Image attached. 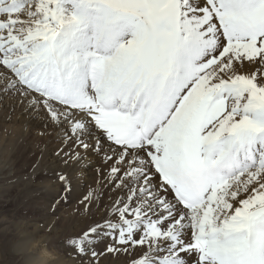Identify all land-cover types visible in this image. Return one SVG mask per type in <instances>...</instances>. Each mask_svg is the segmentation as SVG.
Wrapping results in <instances>:
<instances>
[{
	"label": "rangeland",
	"instance_id": "rangeland-1",
	"mask_svg": "<svg viewBox=\"0 0 264 264\" xmlns=\"http://www.w3.org/2000/svg\"><path fill=\"white\" fill-rule=\"evenodd\" d=\"M67 1L37 0L34 7L31 6V12L25 15L26 32L37 30L40 34H53L56 37L54 40L49 39L52 43L46 47L38 48L34 44L32 49L23 54L26 57L25 68L29 73V82L18 84L13 80L10 77L8 56L0 54V124L6 121L3 126L0 125V139L6 138L10 132L17 137L14 117L17 109L22 106L17 100L35 94L29 85L41 81L51 87L57 99L88 104L93 115L99 117L102 109L91 102L86 94L94 88L105 86L108 79L113 78L117 90L130 95L129 98L135 104V113L126 120L129 139L124 144L146 157L145 161L151 162V170L157 175L168 172V189L165 188L168 191L167 199L172 197L178 201L171 191V183L185 196L196 199H193L194 210H186L187 206L185 209L178 201V206L173 210L176 213H166L165 217L160 218L153 215L152 203L139 202L133 211L125 212L123 209L114 213L111 223L106 224L103 216H108V210L99 215L102 200L96 202V189L94 200L82 213L74 203L72 194L65 188L55 200L41 201L32 195L30 182L43 175L42 172L37 175L39 165L36 164L42 162V148L46 137L50 135V127L46 125L40 129L33 143L35 154L21 153V145L16 142L18 137L15 141L12 137L4 153H0V219L7 222L0 225V264H103L108 255H116L117 261L122 258L123 261L117 264H152V260L148 259L153 253L163 257L171 254V248L168 247V250L165 247L168 240L170 242L169 235L173 227L187 220L189 214L195 215V208L205 203L211 194L219 193L237 177L244 178V173L240 177L230 178V181L221 176L224 181L219 174L214 177L215 171L233 163L235 159L232 157L235 154L252 150L251 153H254L264 144V0H205L210 10L211 3L216 8V11H212L214 19L208 21L199 19L197 14L191 12L189 5L192 3L189 0H162L158 6V18L164 20L163 31L167 33L168 46L166 52L160 55L162 57H158V51L153 53L139 50L140 45L144 44L140 42V36L144 33L145 21L140 14L122 9V6L132 1L74 0L76 7H82L81 13L79 11L74 17H68L65 13ZM14 13L18 15L22 12L17 8ZM217 15L225 17L227 29L218 27ZM101 30L102 36L99 35ZM91 36L97 40L93 41L92 46L102 41L104 52L109 58L104 54L98 62H84L80 49L86 46L82 41L87 39L91 42ZM75 41H79V44L82 42L83 46L76 45L78 42ZM127 42L130 43L125 50L135 47L136 43L137 51L119 57L116 46ZM241 65L246 66L245 70H239ZM215 76L218 78L217 83L211 85ZM197 82L203 83L206 89L202 90V87L200 90ZM56 98L41 105L49 117H54L59 111L61 104ZM6 99L15 103L13 108L2 106ZM202 104L205 108H202ZM202 114L201 124H192L193 119ZM231 116L245 119L235 120L232 128L224 127V131H221L226 132L225 135L213 129ZM176 122L178 124L175 126ZM139 129L149 133L150 142H142ZM215 130L217 133H214ZM189 139L190 142L196 140L193 147H189ZM180 149L196 150L205 157H200L197 166L188 163L179 165L175 158L182 152ZM201 165L205 168L203 172L199 169H202ZM117 166V161L112 160L110 165L101 169L98 167V177H112ZM260 197L252 206L253 216L248 221L246 232L250 236L257 234L264 239V195ZM139 215L143 216V221L135 220ZM77 222L82 224L76 225ZM202 228L206 226H199V229ZM201 230L197 233L204 231ZM197 233L191 234L192 237L189 234L191 241L188 238H175L171 242L173 245L189 242L187 245L193 248L181 259L184 262L197 260L198 264L217 260L218 255L214 256L213 246L209 247L208 253L204 251L203 259L194 250L199 249L203 242L202 236ZM235 235L231 238L232 243L242 244L241 236ZM192 238H195V243ZM193 243L197 246L192 247ZM45 253L49 257L43 256ZM47 257V261L42 260ZM51 257L54 259L49 260ZM224 257L222 253L220 260Z\"/></svg>",
	"mask_w": 264,
	"mask_h": 264
},
{
	"label": "bare ground",
	"instance_id": "bare-ground-1",
	"mask_svg": "<svg viewBox=\"0 0 264 264\" xmlns=\"http://www.w3.org/2000/svg\"><path fill=\"white\" fill-rule=\"evenodd\" d=\"M129 1L132 2L127 3L126 6H122V9L126 8L125 11L127 12H136L137 14H140L143 17V21H145L146 25L143 31L144 33L140 36L141 40L138 37V42L140 40L141 43H144L140 45L139 50L142 52L150 51L153 53H156V51H158V57H162L160 55H163L166 52V48L168 47H166V32L163 31L164 20L158 18V15H160L158 13V6L162 0ZM190 1L192 3V5H189L191 6L190 10L192 13L197 14L199 19L208 21L214 17L212 13V4H210V10L205 0H189V2ZM34 2L36 3L37 0H0V28L5 30L4 31L0 29V54L5 57L8 56V67L11 74L10 77H12L13 80L15 79L18 84H25L30 81V78L28 77V70L26 71L27 68H25L26 57H24L23 54L32 49V46L34 44L37 45L38 48L42 46L46 47L47 44L49 45L50 43H52V41L49 39L54 40L56 38L55 36H53V34L44 35L40 34L37 30H31L28 32L25 31V27L27 26L25 15H28L31 12L32 8L34 7ZM17 8L24 14L19 13L18 15H14L15 9ZM81 10V6H75L74 0H69L65 4V13L68 15V17H74L79 11L81 13ZM219 25L220 23H218V27ZM161 32L164 34H161ZM102 34L103 31L99 33L100 36H102ZM90 39L92 40L91 42L87 39H83V41L81 40L86 48L80 49L82 50V54L81 52L79 53L83 55L84 62L87 64L89 62H98L99 59H102L105 54L102 41H98V44H96L95 46L93 45V47V41H95L96 39H94L92 36ZM77 42L76 45L83 46L82 42L81 44H79V41ZM131 42L133 43V41ZM129 43L130 42H127L125 45L122 43L123 45L116 46L119 57H125L128 56L130 52L137 51V45L135 42V47H131L125 50L126 46H128ZM106 54L105 56H107ZM245 68L246 66L244 65L239 66V70H245ZM0 74L2 75V72ZM251 76H253V71L251 73ZM90 77L95 79L94 75H91ZM111 77H113V75ZM217 80L218 78H216L215 81L213 80L211 85H216ZM208 81L209 80H207V82ZM97 83H99V81ZM29 86H31L33 92L35 93V96L32 95L27 99H25L24 96H22V98H19V100H17V103L21 104L22 106L17 109L16 117H14V124L17 125L18 130L16 133L18 140L16 142L21 145L20 152L26 153L28 155L35 154L36 150H34L33 148V143H35V138L38 135V132L46 125L50 127L49 138H47L48 136L46 137L47 140L42 148V162H40V164H36L39 165L37 167L38 170L36 171L37 175L39 172H42L43 175H41L42 177L39 179H37L38 177H35L36 179L33 178V180L30 182V188L33 196L40 199L41 201H53L65 188L72 194L74 203L76 202V206L78 205L79 211L80 213H82L83 210L88 206V204L91 203V200H94V191L96 189L98 191L96 195V202L100 203V201L102 200L99 215H102L105 210H108V216H103L105 217L103 221L106 224L111 223V217L112 215H114V213L123 209L125 212L133 211L135 209V206L139 202H146L150 204L152 203V210L154 211L153 215L159 216L160 218L166 213H176L177 211L174 212L173 210H175L176 206H178V201L185 208L186 204L181 202L177 197V193L181 192L177 190L171 183V191L178 201L176 202V199H173L172 197L170 199L166 198L168 197V191L165 188H167L166 185L170 177L168 175V172L157 175L151 170V162L145 161L147 159L146 157H142V154L139 151L132 150L131 147H128L124 144L126 143L124 141L129 139V137L127 136L128 129L126 120L135 113V104L132 101L133 99L129 98L130 95H125V93L123 94L121 90H117L113 78H109L105 86L94 88L95 90H91V92L86 94L91 102L97 104L102 109V113L99 115V117H95L93 115L88 104L80 102H70L68 100L62 101L63 99H57L52 94L51 87H49V85L47 86L45 84H42L41 81L35 82ZM202 87L203 83L200 82V90ZM204 89L206 88L203 87L202 90ZM54 98H56L61 105H59L58 113L54 117H49V115L47 116V113L43 110L41 105L47 103L48 101H51V99L53 100ZM7 100L8 99L3 101V104L1 103L2 106L9 105V108H13L15 103L12 104L8 102L9 100ZM130 100L132 101V103H130ZM202 108L205 107L203 106ZM204 114L201 115L202 117L199 116L194 118L192 124H201L200 121L203 119ZM214 118L215 117L213 116V119ZM244 119L245 118L239 116L234 118L233 116H231V118L227 120L224 119L221 122V125H218L213 129L219 131V134L225 135L227 133L223 132L224 127L230 126V128H232V124L235 120L243 121ZM155 120L156 122L158 121V119ZM169 121H173V119H170ZM5 122V120L2 121V126ZM177 124L178 123L176 122L175 126ZM192 124L188 125V127H190ZM205 126L206 122L204 124V127ZM9 128H12V126ZM216 130L214 131V133L216 132ZM143 134L148 137L147 141L144 140ZM139 136L142 142H150L151 138L146 130L141 131ZM12 137H14L13 141L17 139V137H15L12 132H10V134L6 138L0 139L1 154L4 153V148L10 142V140H12ZM195 141L196 140H192L190 142L189 139V147L192 146ZM179 142L181 141L179 140ZM242 149V151H244V148ZM188 150H190V148ZM188 150H181V153L177 151L179 152V156H177L178 158H175V160L178 161L179 165L188 163L197 166V163L199 162L200 157L203 155V153L196 150H193L194 152H192V150ZM251 152L235 154L232 157L235 159L233 163H230V165H227L226 163L227 166L219 168L217 172L215 171L214 177L219 174L220 177L223 176L225 178H229V181L230 178L234 176L237 177L243 173L244 178L238 179V177H234L235 179L230 181V184L227 180L229 186H224L223 190L221 189L219 193L211 194V197H209V195V198L205 200V203H201V205L195 208V215L189 216V214V218L187 220H183L179 222L177 226L173 227L169 235L170 242L168 240L165 247L167 249L168 247L171 248V254L169 256L163 257L159 256V254L157 253H153V255H151V258L148 259L152 260V264H198L196 259V262H194V260H188L187 262H184L183 258L181 259V257L185 255V253L187 254V251H190L191 249L193 250V248L187 245L189 243H187V240L189 239V234L191 236V234H195L198 232V230H201L199 229V226L200 228L202 226H206V230L202 228L204 231L201 230L203 232H199L200 236H202L201 240L203 242L201 243L202 245L199 247V249L197 248L194 250L198 252L197 254L202 255L204 251L208 253L207 250H209V247L213 246L212 248H214L215 251L214 256L218 255L216 257L217 260L214 259L210 261L211 263L208 262L207 258V264H264V239L259 238L257 234L251 235V237L250 233H247L248 229L246 230L248 221L252 219L253 216V213L251 212L253 210L252 206H254L258 202V200L262 198L260 197V195H264V170L259 171L260 169L264 168V144L261 145L256 151H254V153ZM171 154H174V152ZM240 156L243 157L240 158ZM171 157L172 156H170L169 158ZM204 157L205 156L203 155V158ZM112 160H116L118 165L114 172V175L112 177L104 176L103 178H99L97 168L99 167V169H101L110 165ZM201 167L202 169H199L203 172L205 168H203L202 165ZM204 167L207 168L206 164ZM222 179L224 180V178ZM221 180L219 182H221ZM223 183L224 182L220 184ZM181 194L183 195V193ZM188 199L191 200V205L188 209L185 208L186 210L191 209L192 206L195 205L196 201V199L193 197H188ZM130 205L131 207H128ZM193 210L194 209L192 208L191 211ZM135 220L143 221V216L139 215ZM6 223L7 222H5L3 219H0V225H5ZM77 224L82 223L77 222L76 225ZM250 230L254 231L253 229ZM235 234L241 236V239L240 236L238 239L242 241V244L232 243L231 238ZM194 236L197 238V235ZM175 238H188L186 240L187 244H185V242H183L184 244L177 243L178 246H175L177 244H171V242H174ZM192 239H194L192 241H194L195 243V238ZM188 241H191V239H189ZM164 243L165 242H163V244ZM194 246L196 247L197 245L194 244L192 247ZM222 253L225 255V257L223 258V260H220ZM43 256L46 257L48 255H46L45 253V255ZM48 257L43 258L42 260L47 261L46 259H48ZM116 257V255H108L103 264H117L119 263V261H123L122 258L117 261L118 258L116 260ZM124 258L126 259V257ZM52 259H54V257H51L49 260ZM125 263L121 262L120 264Z\"/></svg>",
	"mask_w": 264,
	"mask_h": 264
}]
</instances>
